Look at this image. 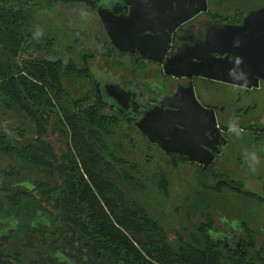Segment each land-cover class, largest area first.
Masks as SVG:
<instances>
[{
	"label": "flooded vegetation",
	"instance_id": "af4514ba",
	"mask_svg": "<svg viewBox=\"0 0 264 264\" xmlns=\"http://www.w3.org/2000/svg\"><path fill=\"white\" fill-rule=\"evenodd\" d=\"M30 1L31 0H0V13L6 14L9 10L19 11V21L15 23L17 25L13 28L10 34L8 33L6 19L4 20L1 18L2 20H0V43L2 44V47L6 49V51L4 50V52L0 53V67H3L4 65L6 66L8 58L12 57L10 55L12 54L13 49L17 52L16 60L21 69H29L33 66L44 64V62L53 63L57 60L62 61L64 65H70L72 63L75 65L71 59H68L67 61L62 59L47 60L45 58L34 60L27 59V57L23 55L25 51L30 50L32 44L36 48V46L39 45L38 41L40 39L43 43V48H45V46L53 48L56 43L55 35L46 39L42 36L41 31L28 26ZM250 1L254 4L256 0ZM48 2L54 4L56 2L62 4L77 2L93 9L105 32V40L102 46L104 53L107 56L118 54L119 56L134 59L137 67L133 69L132 73L129 75L125 74L123 70L109 69L104 65L105 62L99 55L95 57V59H99V61L96 63L94 62L92 67H84L87 69V74L84 75L88 76L92 83V90L95 94L92 99L97 98L100 100L105 106L103 110H115L126 120H131L134 124L135 120L141 116L142 112L148 109L161 104L164 109H167V106L170 104L181 105L183 101L185 102V100L189 98L188 86L192 87L195 98L205 109L204 111H201L204 120L199 124L203 123L202 126L204 130L202 136L198 138L201 140L199 144L203 145V149H208V156L204 153L200 154L199 152H195L193 155L202 160H206L210 157L211 163L208 165H200L197 161L188 160L186 158L188 157L187 154L175 151L165 152L158 146L156 141L152 142L170 158L180 160V162L182 161L181 163L186 162L193 165L195 164L201 169L207 170L212 177V173L215 171L225 178L228 177L231 180H237L225 174L223 171L218 170L215 163L220 159L225 148L229 145L230 139L235 136L236 132H242L253 137L254 141H256L255 144H259L261 148V156H257V159H255V164L251 167L250 173L252 176L255 174L257 180H261L263 185L261 188V194H258L246 189L243 184L244 190L248 192L249 195L241 196L243 199L254 202L257 201L259 204H264V197L262 195L264 191V109L258 113L255 120L250 119L247 125H243L240 121L243 118H246L250 109L254 107L253 104L246 103L247 98L243 96L241 91L259 89L261 86H264V69L261 66V61L256 69L258 74V76L255 77L257 85L253 86L250 83L247 87L233 86L222 81L207 78L200 74H192L190 77H174L163 71L164 61L169 58L170 55H174L177 52L185 53V50L187 49L191 50L192 55L197 57H205L206 54H209L214 58L225 57L226 52H221L230 49L231 46L218 34L222 28L230 30L240 28L239 36L235 39L230 38L229 40L238 42L246 49H250L245 50L246 52L263 53L264 13L256 15L254 18L249 15L254 11L264 9V5L244 8L242 6V4L245 3L244 0H234L233 2L235 4L231 3L232 5L229 7V14H223L220 11V6L221 4L223 5L224 2H221V0H219V4L215 3L214 6L211 5L209 0H48ZM100 11L105 20L112 19L119 22L117 26L118 33L113 32L117 44L111 40L104 29L99 13ZM193 12H195V14H192ZM190 14L192 15L182 22V20ZM38 15L39 14L35 15V18ZM121 38H128L127 40L129 42L126 43L125 41H122ZM142 38H148V40H143ZM139 41H144L146 44H132L138 43ZM120 47H131L137 52L131 53L129 51H124L121 50ZM161 47H164L166 50L164 61L161 63L153 60H142L139 56V51L153 54V52L158 51ZM209 55L208 57L213 59V57H210ZM193 61H196V59L193 58ZM194 65L197 66L198 64L194 63ZM84 68L81 69L84 70ZM183 69L184 68L175 67V70L178 71H183ZM65 73L70 74L68 72ZM1 81L2 80L0 79V82ZM115 83L119 84L121 88L131 91L133 94L132 100L126 102V108H121L109 93L114 91L113 84ZM210 83H213L214 85H228L233 91H235V93L238 91V96L235 101L242 104L234 109L232 115H227L223 106H217L215 103L202 100L199 91L208 88ZM64 93V109L69 111L70 98L66 91ZM209 94L211 95L212 93L209 92ZM222 96L221 98H223ZM262 106H264V103ZM210 110L213 111L215 120H212L211 113L209 112ZM21 113L24 115L23 111H21ZM68 113H70V111ZM234 119H236V121H233ZM52 130V128L49 129L50 140L48 139L47 142L53 146L56 154H60V151H57L55 148L60 147V150L61 148H66L65 143L55 144L53 140H57L58 133L53 132ZM53 133H56V135H53ZM35 136L36 134L34 133L33 138H35ZM0 137L3 140L6 138L2 135H0ZM7 137L12 138V135L8 134ZM15 138L19 140L17 142H20L26 137L24 136V133H20V135L18 137L15 136ZM146 139L148 140L147 137ZM8 170L7 172H9ZM7 172L5 173L4 171L5 176L7 177L19 175L17 171L16 175H9ZM213 178L215 179V177ZM215 180L218 181L217 179ZM20 181L21 182L17 183V186L15 187L26 186V188L29 189L26 190L28 192H25L24 189H8L11 190L9 192H6L7 189H2L1 199L8 202V193L20 192L22 194H29L30 191L38 190L37 186H34L31 183L25 184L23 180ZM8 186L14 187L12 184H9ZM50 203L53 204V208L49 210L58 215V219L59 217L61 218L57 201L53 198ZM20 207L21 205L18 208ZM6 212L9 213V215L0 212V261L5 262V264H100L101 251L98 249L97 245L90 241L84 233L73 230L71 226L62 223L59 220L57 222L35 221L30 224L32 228L34 227V231L40 227L44 228L43 231L47 236L45 240L46 243L43 241L42 245L47 244L46 248H44L45 250L32 243V241H28V243L24 244L20 249L12 251L8 248V245L14 237H17L14 233L21 231L23 225H21V221L18 217L12 215L8 210H6ZM12 217L14 218V221L12 220ZM221 221L225 226L223 232L216 230L215 226L213 230L212 225L210 240L213 244H218L230 252H238L241 255H245V259L251 250H255L259 257V261L264 264V254L257 251L254 243L253 246L250 245V243L246 242L243 236H241V233H244L247 236L248 227L245 222L236 218L229 221L222 219ZM36 225L38 227L35 229ZM65 226L67 228H64ZM237 233H240V235ZM43 235L41 233L40 239ZM29 247L32 254L27 253V248ZM261 248L264 252V248Z\"/></svg>",
	"mask_w": 264,
	"mask_h": 264
},
{
	"label": "rangeland",
	"instance_id": "374dc122",
	"mask_svg": "<svg viewBox=\"0 0 264 264\" xmlns=\"http://www.w3.org/2000/svg\"><path fill=\"white\" fill-rule=\"evenodd\" d=\"M209 1L212 6L215 3L219 4V0ZM233 1L221 0L224 4H221L220 11L223 14H229L231 3L235 4ZM244 1L245 3L242 4L244 8L264 5V0H256L254 4L250 0ZM95 13L93 9L82 3L62 4L56 2L54 4L48 0H31L28 26L41 31L42 36L46 39L55 35L56 43L53 48H49V46L43 48L40 39L38 47L35 48L32 44L30 50L25 51L23 55L27 59L34 60L45 58L67 61L71 59L78 69L86 66L92 67L94 62L99 61V59H95L99 55L105 62L104 65L109 69L123 70L125 74H131L137 67L134 59L118 54L107 56L104 53L102 46L105 32ZM37 14L39 15L35 18ZM4 50L6 51L0 43V53ZM58 78L70 100L72 97H84L85 94L91 98L95 95L87 75H71L61 70L58 73ZM208 86V88L199 91L202 100L223 106L227 115H232L234 109L242 104L235 101L238 91L235 93L230 86L214 85L213 83ZM209 92L212 94L210 95ZM241 92L247 98L246 103L254 105L248 116L240 120L243 125H247L250 119L255 120L258 113L264 109L262 106L264 86ZM0 98H3L1 94ZM6 105L13 107L9 103ZM103 114L112 115L118 121L116 125L107 126L102 132V140L106 145L104 156L107 157V154L111 153L116 159L123 161L116 164V170L113 173L114 182L125 190L129 198L137 201L149 215L160 223L172 246L177 245L180 240L189 241L192 235L200 238L199 228L208 220L211 221V224L213 223V230L215 226L216 230L223 232L225 226L221 220L229 221L236 218L245 222L251 230L250 238L244 233H241V236L246 242L253 241L257 251L264 254L261 248H264V204L243 199L241 195L228 189L214 192L212 188L217 181L207 170H203L195 164L181 163L180 160L170 158L155 143L148 141L131 120H126L115 110L106 109L103 110ZM20 133H24L26 137L20 141L22 144L27 143L34 136L32 126L30 127L21 111L17 109L5 110L0 99V135L6 137L4 139L6 142L16 143L19 140L15 136L18 137ZM236 133L215 165L218 170L230 177L243 181L246 189L261 194L263 182L257 180L255 174L253 177L250 173L255 159L257 156H261V148L259 144H255L256 141L250 135L242 132ZM8 134L12 135V138H8ZM55 149L60 151V147ZM10 168L17 171L19 175L5 176L4 171ZM161 176L167 184L165 192L160 188ZM43 179H45L44 175L39 173V168L21 161L13 155L0 154V212L9 215L6 212L8 210L12 215L18 217L23 225L21 231L14 233L17 237H14L8 245L12 251L20 249L28 241H32L45 250L47 244L42 245V242L46 243L47 235L43 231L44 228L36 229L37 225L34 231V227L32 228L30 224L35 222V218H32L31 214L35 215L42 210V207L51 209L53 204L42 201L38 197V190H36L29 193L31 197L33 196V200H28L29 205L23 201V206L11 209L10 204L8 205L4 199H1V193L5 189H24L25 192H28L26 190L29 189L26 186H15L21 182L20 180H23L25 184L31 183L36 186L37 182ZM9 184L14 187H9ZM262 195L264 197V191ZM44 215L49 219V222L52 220L51 215ZM41 233L44 235L40 239ZM237 234L240 235V233ZM27 250L28 254H32L30 247ZM222 251L224 255H227L226 250ZM246 264H262L255 250L248 253Z\"/></svg>",
	"mask_w": 264,
	"mask_h": 264
},
{
	"label": "trees",
	"instance_id": "16d2710c",
	"mask_svg": "<svg viewBox=\"0 0 264 264\" xmlns=\"http://www.w3.org/2000/svg\"><path fill=\"white\" fill-rule=\"evenodd\" d=\"M1 18L6 19L10 34L19 21V11L0 13ZM10 56L13 58H8L6 66L0 67L1 99L5 109L23 111L36 136L25 144L0 139V154L13 155L39 168L45 179L37 182L38 197L48 203L54 198L61 214L58 219L49 208L42 207L31 214L34 221H49L44 215L48 214L51 221L59 220L84 233L100 249V264H246L245 255L213 244L209 220L199 228L200 238L192 235L189 241L180 240L172 246L160 223L114 182L116 164L123 161L111 153L104 156L102 132L107 126L116 125L117 119L103 114L104 104L87 94L71 98L70 113L64 109L65 90L58 78L59 71L87 74L86 68L78 69L73 63L64 65L57 60L21 69L15 49ZM50 128L58 133L53 142L65 143L60 154L47 142ZM8 171L5 173L17 174L13 169ZM212 175L218 180L212 188L214 192L228 189L249 195L242 181L225 178L215 171ZM161 178L160 188L165 192L167 184ZM7 196L11 209L23 206V201L29 205L33 200L28 193L11 192ZM247 237H251L249 228ZM248 243L253 246V241Z\"/></svg>",
	"mask_w": 264,
	"mask_h": 264
},
{
	"label": "water",
	"instance_id": "95a60500",
	"mask_svg": "<svg viewBox=\"0 0 264 264\" xmlns=\"http://www.w3.org/2000/svg\"><path fill=\"white\" fill-rule=\"evenodd\" d=\"M71 1V0H61ZM80 1V0H74ZM102 24L111 40L117 44L113 32L118 33L117 26L119 22L117 20H105L103 14L100 11ZM264 13V9L254 11L249 16L254 18L256 15ZM192 14H195L193 12ZM192 14L185 17L183 21L187 20ZM227 28V27H225ZM222 28L219 31V35L229 44L230 49L223 50L221 53L226 52V56L223 58H214L213 56L206 54L205 57H197L192 55V51L187 49L185 53L177 52L174 55H170L164 61L166 50L164 47L159 48L158 51L153 54H147L139 51V56L142 60H153L155 62L163 64V71L166 74L174 77L178 76H191L203 75L207 78L222 81L233 86H249L251 83L253 86L257 85L256 76H258L256 69L257 65L261 61L263 66L264 52H246V49L242 44L229 40L230 38L235 39L239 36V31ZM128 38H121L122 41L128 43ZM148 40V38H142ZM166 40V39H165ZM136 45L146 44L144 41L138 43H132ZM121 50L136 53L131 47H120ZM213 57V59L209 58ZM193 58L196 61H193ZM194 63L198 65L195 66ZM175 67L184 68L183 71L175 70ZM249 78V79H247ZM114 91L109 92L114 98L116 103L121 108H126V102L132 100V92L127 91L120 87L119 84H113ZM97 88V86L95 85ZM189 98L183 101L181 105L170 104L167 109L163 108V105H159L142 112L141 116L137 118L134 125L144 134L150 142L156 141L158 146L165 152L175 151L183 154H187L186 157L190 161H197L200 165H208L211 163L210 157L206 160H202L199 157L193 155L195 152L200 154L204 153L206 156L207 150L202 148L200 139L203 134V123L204 118L201 111H204V107L195 98L193 89L188 86ZM178 107V108H177ZM211 113L212 120H215L213 111ZM199 144V145H198ZM172 146V147H171ZM208 148V147H206Z\"/></svg>",
	"mask_w": 264,
	"mask_h": 264
}]
</instances>
